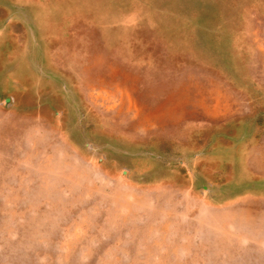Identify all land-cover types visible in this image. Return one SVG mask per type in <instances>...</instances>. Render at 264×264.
Wrapping results in <instances>:
<instances>
[{"label":"rangeland","instance_id":"rangeland-1","mask_svg":"<svg viewBox=\"0 0 264 264\" xmlns=\"http://www.w3.org/2000/svg\"><path fill=\"white\" fill-rule=\"evenodd\" d=\"M0 75V264H264V0H0Z\"/></svg>","mask_w":264,"mask_h":264},{"label":"bare ground","instance_id":"bare-ground-1","mask_svg":"<svg viewBox=\"0 0 264 264\" xmlns=\"http://www.w3.org/2000/svg\"><path fill=\"white\" fill-rule=\"evenodd\" d=\"M219 9V8H218ZM214 29V28H213ZM216 34V33H215ZM1 76V75H0ZM222 187V186H221Z\"/></svg>","mask_w":264,"mask_h":264}]
</instances>
